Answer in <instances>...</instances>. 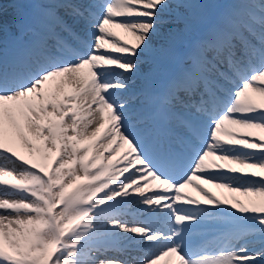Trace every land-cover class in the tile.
<instances>
[{
  "label": "snow or ice",
  "instance_id": "6c2138e0",
  "mask_svg": "<svg viewBox=\"0 0 264 264\" xmlns=\"http://www.w3.org/2000/svg\"><path fill=\"white\" fill-rule=\"evenodd\" d=\"M0 161V264H264V0H0Z\"/></svg>",
  "mask_w": 264,
  "mask_h": 264
},
{
  "label": "bare ground",
  "instance_id": "6f19581e",
  "mask_svg": "<svg viewBox=\"0 0 264 264\" xmlns=\"http://www.w3.org/2000/svg\"><path fill=\"white\" fill-rule=\"evenodd\" d=\"M115 30H119L120 31V29H113V31H115ZM119 37V36H118ZM122 40H128V39H126V38H122V37H120ZM130 38H132L131 36H130ZM132 40V39H131ZM128 41H130V40H128ZM26 154V153H25ZM105 155H107V154H105ZM155 190V189H154ZM1 191H3L2 189H0V192ZM187 194V193H186ZM232 194H234V193H232ZM234 195H236L238 198H240V199H244L243 197H240L239 196V194H234ZM189 196H191V195H189ZM192 197V196H191ZM194 207V206H193ZM202 207H210V206H208V205H202ZM161 264V263H160ZM165 264V263H164Z\"/></svg>",
  "mask_w": 264,
  "mask_h": 264
},
{
  "label": "rangeland",
  "instance_id": "374dc122",
  "mask_svg": "<svg viewBox=\"0 0 264 264\" xmlns=\"http://www.w3.org/2000/svg\"><path fill=\"white\" fill-rule=\"evenodd\" d=\"M132 39V38H131Z\"/></svg>",
  "mask_w": 264,
  "mask_h": 264
}]
</instances>
